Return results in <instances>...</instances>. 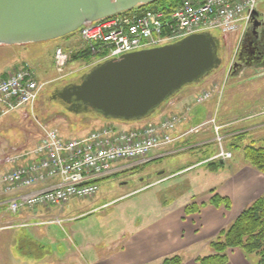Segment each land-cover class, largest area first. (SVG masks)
I'll use <instances>...</instances> for the list:
<instances>
[{
    "label": "rangeland",
    "instance_id": "374dc122",
    "mask_svg": "<svg viewBox=\"0 0 264 264\" xmlns=\"http://www.w3.org/2000/svg\"><path fill=\"white\" fill-rule=\"evenodd\" d=\"M257 11L264 12V2L257 6ZM237 38V34L229 35L224 40L222 38L224 55L218 69L200 83L185 86L196 87L199 92L209 89L213 92L211 117L201 123L214 119V122L202 126L212 130L208 135L216 149L212 159L218 158L220 151L215 139L218 136L221 137V146L232 154L230 159L218 164V173L223 174L233 173L245 161L244 146L251 143L264 146V67L244 68L241 72L228 70ZM56 47H61L69 55L64 73L58 72L54 66L53 53ZM81 50L78 30L44 42L0 45V74L12 64L26 62L39 81L45 82L38 99L32 105L17 110L21 115L20 119L12 117L10 120L4 121L3 118L0 121V144L10 134L18 138L25 135L23 140L26 142H36L41 131L40 125L57 130L63 137H80L94 127L117 122L90 115H74L52 101L51 93L56 88L76 81L94 65V60L75 54ZM123 123L128 125L135 122ZM205 156L203 153L186 151L140 164L119 162L116 173L97 180L98 190L94 196L71 197L61 208H35L38 216L51 220L50 222L37 228L26 226L0 230V264H59L64 248L73 254L63 264H84L75 249L78 242L75 234L78 237L86 235L104 239L108 236V225L112 228L117 225L122 227L127 223L134 225L142 219L145 209L153 208L157 205L156 200L161 197L164 200L175 195H186L188 192L200 193L212 186L215 178L205 165L184 169L172 178L160 182V172L182 169ZM218 161L216 163H220ZM120 210H123L122 214L119 213ZM10 216L12 220L9 219ZM56 216L62 220V226L53 222ZM19 220L20 218L9 215L0 207V226L11 225ZM241 252L244 256L243 264H257L258 256L255 253Z\"/></svg>",
    "mask_w": 264,
    "mask_h": 264
},
{
    "label": "built area",
    "instance_id": "2783aa9c",
    "mask_svg": "<svg viewBox=\"0 0 264 264\" xmlns=\"http://www.w3.org/2000/svg\"><path fill=\"white\" fill-rule=\"evenodd\" d=\"M263 1L177 0L168 8L137 5L80 26L79 44L94 61H101L199 32H218L224 40L232 34L242 35ZM68 59L61 47L55 49L53 60L58 72L64 73ZM44 84L27 64L1 76L0 121L10 112L32 105ZM212 93L210 89L201 91L195 102L204 103ZM181 118L172 114L132 130L106 124L82 137H63L57 130L40 125L34 146L5 157L11 166L0 171V207L9 215H24L13 223L16 227L46 224L51 220L38 216L35 208H61L71 197L94 196L97 180L110 175L114 164L141 162L154 149L173 142L176 137L168 132ZM215 139L220 146L218 158L229 159L231 153L221 146V137ZM54 178L56 182L45 185ZM53 222L62 226L59 216Z\"/></svg>",
    "mask_w": 264,
    "mask_h": 264
},
{
    "label": "crops",
    "instance_id": "0c3cea01",
    "mask_svg": "<svg viewBox=\"0 0 264 264\" xmlns=\"http://www.w3.org/2000/svg\"><path fill=\"white\" fill-rule=\"evenodd\" d=\"M241 37L242 35H239L237 39L239 40ZM23 63L26 62L12 64L8 70L0 74V77ZM198 93L196 87H185L162 105L149 119L128 125L120 122L108 124L121 129L132 130L140 128L148 121L156 122L165 116L172 114L181 116V120L168 132L171 137H176V139L151 151L148 159H159L166 155L186 151L203 153L206 155L205 157L182 169L160 172L162 175L160 182L172 178L184 169L205 165L207 169L213 172L212 177L215 179L212 186H208L206 191L203 190L200 193L188 192L186 195H175L171 199L163 200L161 195H157L161 199L156 200L157 205L153 208L142 211L144 216L140 221L134 225L127 223L122 227L117 225L112 228L108 225V236L104 239L86 235L78 237L75 234L78 239L75 249L84 264H161L165 258L175 255L181 258L179 264H198L195 260L197 257L208 255L211 252L209 241L227 227L252 201L264 194V173L245 161H242L243 163L240 164L239 168L231 174L218 173L220 168L208 166V163L216 162L214 160L218 161V159H212L216 153L215 145L208 137L212 130H209V127L205 129L196 126L211 117L210 111H212L214 104L212 97L204 103L197 104L194 97ZM20 116L19 111L13 114L9 113L4 117V121L10 120L12 117L20 119ZM24 137L25 135L18 138L14 134H10L5 136V141L1 140L0 171L11 166L5 161L7 155L25 151L37 142H26L23 140ZM218 162L223 163L224 161L219 160ZM118 168V164H114L112 174L116 173ZM56 181L57 178L51 179L45 185L53 184ZM214 194L227 197L230 201V207L225 208L211 204L210 200ZM189 204L198 205V210L186 213L184 208ZM119 213L122 214L123 210H120ZM17 217L21 218L24 215H17ZM9 219L12 220V217L10 216ZM39 226L43 225L32 227L37 228ZM7 228L11 227H8V224L0 226V230ZM63 251L62 261H59V264H63L66 258L73 254L66 248ZM235 254L236 257H234ZM227 255V264L244 263L243 253L239 249L233 248L228 251Z\"/></svg>",
    "mask_w": 264,
    "mask_h": 264
},
{
    "label": "water",
    "instance_id": "95a60500",
    "mask_svg": "<svg viewBox=\"0 0 264 264\" xmlns=\"http://www.w3.org/2000/svg\"><path fill=\"white\" fill-rule=\"evenodd\" d=\"M156 0H0V45L44 42L81 25ZM222 44L210 32L97 62L51 99L74 115L138 122L185 86L221 65Z\"/></svg>",
    "mask_w": 264,
    "mask_h": 264
},
{
    "label": "trees",
    "instance_id": "16d2710c",
    "mask_svg": "<svg viewBox=\"0 0 264 264\" xmlns=\"http://www.w3.org/2000/svg\"><path fill=\"white\" fill-rule=\"evenodd\" d=\"M176 1L156 0L144 6L168 8L173 6ZM75 54L78 57L93 59L87 50H81ZM14 112L16 111L10 112V114ZM243 152L245 162L264 173V146H256L251 143L243 147ZM216 162L208 163V166L218 168L222 164ZM210 203L215 206L230 207L229 199L217 194L211 197ZM198 208V205L189 204L185 206L184 210L186 213H191L197 211ZM209 248L211 252L208 255L195 259L198 264H227L228 250L233 248H238L246 254L255 253L258 256L257 264H264V194L252 201L227 227L210 240ZM180 262L181 258L175 255L165 258L161 264H179Z\"/></svg>",
    "mask_w": 264,
    "mask_h": 264
},
{
    "label": "flooded vegetation",
    "instance_id": "af4514ba",
    "mask_svg": "<svg viewBox=\"0 0 264 264\" xmlns=\"http://www.w3.org/2000/svg\"><path fill=\"white\" fill-rule=\"evenodd\" d=\"M223 52L224 46L221 48L222 58ZM256 66L264 67V12L258 11L238 40L228 70L237 72V70L255 68ZM81 116L83 115L81 114Z\"/></svg>",
    "mask_w": 264,
    "mask_h": 264
}]
</instances>
